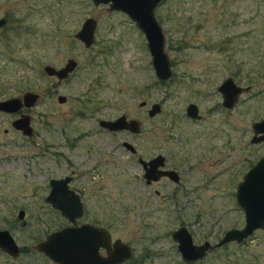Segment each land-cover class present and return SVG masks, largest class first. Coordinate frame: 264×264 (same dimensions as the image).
Segmentation results:
<instances>
[{"label": "rangeland", "instance_id": "1", "mask_svg": "<svg viewBox=\"0 0 264 264\" xmlns=\"http://www.w3.org/2000/svg\"><path fill=\"white\" fill-rule=\"evenodd\" d=\"M154 13L171 62L166 80L156 75L144 32L108 3L0 0L7 18L0 27V99L39 94L19 110L30 115L31 136L12 126L18 111H0V229L20 247L16 256L0 249V264H53L35 246L71 223L44 196L50 176L71 172L83 188L79 220L108 226L132 246L133 257L122 264H264V227L191 262L171 236L185 224L194 242L216 244L227 229L244 225L235 190L264 155V141H251V124L264 114V0H162ZM88 16L96 28L85 46L75 33ZM68 58L77 66L64 79L43 69ZM228 76L248 87L232 109L221 105L217 89ZM59 94L66 99L58 101ZM153 102L160 110L149 115ZM189 102L200 118L187 116ZM120 114L138 119L140 131L110 132L97 122ZM156 152L185 172L176 196L171 183L141 180L137 156Z\"/></svg>", "mask_w": 264, "mask_h": 264}, {"label": "water", "instance_id": "2", "mask_svg": "<svg viewBox=\"0 0 264 264\" xmlns=\"http://www.w3.org/2000/svg\"><path fill=\"white\" fill-rule=\"evenodd\" d=\"M160 1L162 0H93L95 4L108 3L109 9L121 10L136 22L146 36L157 77L166 80L172 76V68L164 48V32L154 13ZM6 22V17H0V27ZM95 28L96 19L88 16L76 31L75 37L85 46H90L94 42ZM76 66L77 61L74 58H68L62 66L56 67L46 63L43 69L48 75H53L61 80L66 78ZM217 88L222 92L223 104L227 107H232L238 94L244 90L243 86L234 83L231 76L223 79ZM38 96V93L26 90L20 96L0 99V111L16 112L23 106L30 107L36 103ZM57 99L62 102L66 96L59 94ZM159 110L160 105L155 102L148 110V114L154 115ZM185 110L190 117L199 116L198 106L193 102L188 103ZM100 124L111 130L140 131L139 120L133 117L127 118L124 114H120L114 119H100ZM12 125L21 129L23 134H32L28 113H22L15 118ZM251 126L253 129L251 141H264V114ZM123 145L131 152L136 151L134 144L128 140H124ZM164 158L162 154H158L146 162L140 159L145 170L143 175L148 182L158 179L162 175L173 177L176 174L173 169L160 168L164 163ZM68 179L69 176L51 179V189L45 196V200L59 209L72 224L49 232L35 247L55 264H121L129 260L133 256L131 245L120 238L112 240L107 228L91 223L74 224L76 218L82 214V203L79 196L68 189ZM235 198L239 206L243 208L244 225L227 229L216 244H211L209 240L200 243L194 242L191 232L184 225L172 230L171 236L177 242V248L183 260L194 261L202 258L214 245H221L229 241L241 242L255 229L264 227V155H261L243 174L242 179L237 183ZM23 214V210L18 212L20 218L23 217ZM101 247L105 249V254L100 252ZM0 249L11 256L20 253L19 244L6 228L0 229Z\"/></svg>", "mask_w": 264, "mask_h": 264}, {"label": "flooded vegetation", "instance_id": "3", "mask_svg": "<svg viewBox=\"0 0 264 264\" xmlns=\"http://www.w3.org/2000/svg\"><path fill=\"white\" fill-rule=\"evenodd\" d=\"M232 77V76H231ZM226 78V77H225ZM224 78V79H225ZM232 79H233V81H234V83L235 84H237V85H240V84H238L235 80H234V78L232 77ZM223 81V80H222ZM221 81V82H222ZM220 82V83H221ZM219 83V84H220ZM218 84V85H219ZM241 86H243V85H241ZM218 87V86H217ZM244 87V90H246V89H248V87L247 86H243ZM218 89V88H217ZM243 90V91H244ZM220 91V90H219ZM242 93V91L238 94V97H237V99H236V101L234 102V104H233V106L232 107H227V106H225L224 104H223V94H222V92L220 91V94H221V105L224 107V108H227V109H232L234 106H235V104L237 103V101H238V99H239V95ZM154 103V102H153ZM152 103V104H153ZM190 103V102H189ZM193 103H195V102H193ZM151 104V105H152ZM196 104V103H195ZM197 105V104H196ZM198 106V105H197ZM151 107V106H150ZM150 107H149V109H150ZM186 108V107H185ZM21 109V108H20ZM19 109V110H20ZM148 109V110H149ZM18 110V113H17V115L14 117V119L15 118H17V117H19L22 113H24V112H22V111H19ZM198 110H199V107H198ZM17 112V111H16ZM199 112V111H198ZM185 113H186V110H185ZM188 116V115H187ZM200 116H201V114H200V112H199V116L198 117H190V118H200ZM14 119H12L11 120V124H12V121L14 120ZM100 119H102V118H99L98 120H97V122L99 123V125L102 127V128H107V127H105V126H102L101 124H100ZM13 126V125H12ZM14 127V126H13ZM15 128V127H14ZM16 129H18V128H16ZM108 129V128H107ZM18 130H20L21 132H22V130L21 129H18ZM110 132H113V131H116V130H111V129H108ZM253 130V129H252ZM118 131V130H117ZM119 131H126V132H131V131H129V130H126V129H120ZM23 133V132H22ZM32 133H33V127H32ZM25 135H27V134H25ZM253 135V134H252ZM27 136H31V135H27ZM124 140H126V139H122V140H120L119 142H120V145H121V147H123V148H125L126 150H128L124 145H123V141ZM135 146V145H134ZM136 148V147H135ZM128 151H130V150H128ZM136 151H137V149H136ZM135 151V152H136ZM131 152V151H130ZM135 152H131L132 154H135ZM158 154H162L165 158H164V163H163V165L162 166H160V168H164V169H173L175 172H176V174L173 176V177H170V176H168V175H162V176H160L158 179H155V180H150L149 182L146 180V178L144 177V175H143V173H144V168H143V163L140 161V159H142L143 161H149L152 157H154V156H156V155H158ZM137 161H138V164L140 165V167H141V171H142V174H141V180H143L144 182H145V184L147 185V186H152V185H155V184H159V183H165V184H168V183H171V184H173L174 186H175V188L172 190V195H177V191L179 190V189H181L182 188V185H183V182L185 181V178H184V175H185V172H184V170L182 169V168H179L178 167V165L177 164H175V163H171V157L169 156V155H166V154H164V153H162V152H156V153H154V154H152V155H150V156H137ZM89 176L88 174H80V176L81 177H83V176ZM66 176H69V179H68V181H67V187H68V189H70V190H72V191H74L78 196H79V198H80V201H81V203H82V214H81V216H79V217H77L76 218V221H75V225H79V224H82V223H91V224H94V225H96V226H103V227H105V228H107L108 230H109V232H110V235H111V238H112V240H114L115 238H119V237H116V236H114L113 234H112V232H111V230L109 229V227L108 226H104V225H101V224H98L97 222H92V221H88V220H84V221H80L79 220V218H81L82 217V215H83V213H84V202H83V193H82V190H83V188L81 187V186H79V184H78V182L76 183V181L78 180L77 179V177L75 176V174H73V172H71V173H63L62 175H60V176H58V177H49L48 178V186L50 187L49 188V191H50V189H51V184H50V180L51 179H58V178H64V177H66ZM79 180H80V178H79ZM78 180V181H79ZM49 191H48V193H49ZM47 193V194H48ZM155 193L158 195V196H160V195H163V192H161V190H159V189H155ZM46 194V195H47ZM45 195V196H46ZM45 196H44V200H45ZM166 196V195H165ZM164 196V197H165ZM176 203H177V200L175 201ZM189 202V200H187V203ZM185 203V201L183 202V204ZM177 204H179V203H177ZM189 204V203H188ZM55 209H57V208H55ZM20 210H23L24 212H25V210L24 209H19L18 210V212L20 211ZM58 211H59V209H58ZM60 212V211H59ZM62 214V213H61ZM63 215V214H62ZM17 216H18V213H17ZM23 216H24V214H23ZM19 217V216H18ZM20 218V217H19ZM22 218V217H21ZM78 220H79V222H78ZM70 223H71V221H70ZM72 224V223H71ZM181 225H184L185 226V224H181ZM180 225V226H181ZM66 226V225H65ZM63 227V226H62ZM186 227V226H185ZM187 228V227H186ZM174 230V229H173ZM172 232V231H171ZM122 240V239H121ZM125 242V241H124ZM200 243V242H199ZM132 247V246H131ZM100 252L102 253V254H105V249L103 248V247H101L100 249ZM132 250H133V248H132ZM208 252V251H207ZM133 255H134V252H133ZM48 257V256H47ZM133 257V256H132ZM131 257V258H132ZM49 258V257H48ZM130 258V259H131ZM50 259V258H49ZM129 259V260H130ZM52 261V260H51ZM53 262V261H52ZM186 262H191V261H186ZM124 263V262H123ZM53 264H55L54 262H53ZM122 264V263H121Z\"/></svg>", "mask_w": 264, "mask_h": 264}]
</instances>
